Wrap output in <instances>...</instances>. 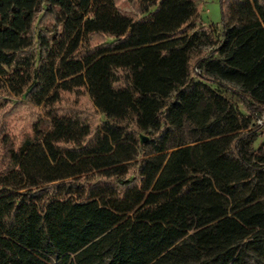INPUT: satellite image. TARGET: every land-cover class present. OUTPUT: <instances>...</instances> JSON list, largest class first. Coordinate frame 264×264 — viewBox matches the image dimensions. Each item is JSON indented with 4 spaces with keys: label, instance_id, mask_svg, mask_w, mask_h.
I'll return each mask as SVG.
<instances>
[{
    "label": "trees",
    "instance_id": "1",
    "mask_svg": "<svg viewBox=\"0 0 264 264\" xmlns=\"http://www.w3.org/2000/svg\"><path fill=\"white\" fill-rule=\"evenodd\" d=\"M116 1L0 0V109H38L0 172V264H264V0H219L216 43L194 0ZM83 93L97 124L59 109Z\"/></svg>",
    "mask_w": 264,
    "mask_h": 264
},
{
    "label": "rangeland",
    "instance_id": "2",
    "mask_svg": "<svg viewBox=\"0 0 264 264\" xmlns=\"http://www.w3.org/2000/svg\"><path fill=\"white\" fill-rule=\"evenodd\" d=\"M198 8V17L196 29L200 27L207 28L210 32L211 41L216 43L220 38V7L219 0H194ZM116 6L127 13L136 16L137 7L135 0H117ZM44 21L48 22L49 17H44ZM199 33V32H198ZM103 40L102 35H93L90 38L91 43H96ZM207 38L205 35H199V39L195 42L191 49V63L195 57L206 54L209 47H207ZM192 70L194 67L191 64ZM210 86L216 89L223 97L228 99L230 103L234 105L238 111L244 115H248L245 107L239 102V100L232 95L228 90V84L222 83L221 86L217 87L214 84L209 83ZM59 109L61 110H76L86 119H88L92 125L97 124L102 118L101 114L98 113L92 107L86 94H80L78 96L73 94H64L60 103ZM38 112L37 108L31 107L26 103L15 101L12 99L8 101L5 106L0 109V172L6 171L13 167L8 160V149L15 147L17 143L23 138L30 135V123L35 118ZM252 127H254L255 134L251 141V148L254 150L264 138V110L251 116ZM48 126V121L43 120V127ZM146 137H149L146 135ZM181 137L185 141H190L191 132L189 131V124L184 123L181 129ZM136 157L133 161L138 160ZM135 163H132L134 168ZM14 169L16 167H13Z\"/></svg>",
    "mask_w": 264,
    "mask_h": 264
}]
</instances>
